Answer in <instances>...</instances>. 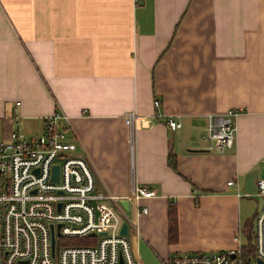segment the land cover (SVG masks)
<instances>
[{
	"label": "crops",
	"instance_id": "obj_1",
	"mask_svg": "<svg viewBox=\"0 0 264 264\" xmlns=\"http://www.w3.org/2000/svg\"><path fill=\"white\" fill-rule=\"evenodd\" d=\"M231 107L245 109L233 146L206 150L207 115ZM54 111L137 264L244 244L264 177V0H0V120L41 132ZM135 186L154 195L135 201Z\"/></svg>",
	"mask_w": 264,
	"mask_h": 264
},
{
	"label": "built area",
	"instance_id": "obj_2",
	"mask_svg": "<svg viewBox=\"0 0 264 264\" xmlns=\"http://www.w3.org/2000/svg\"><path fill=\"white\" fill-rule=\"evenodd\" d=\"M152 104L157 107L159 100ZM244 111L209 113L205 149L228 151L237 135L236 118ZM165 122L170 130L181 127L172 116ZM42 125L39 134L28 136L16 124L0 137V264H137L128 238L119 232L124 219L114 195L98 190L88 161L73 152L68 115L54 111ZM153 195V189L135 186L132 198ZM256 195L261 204L250 241L232 249L182 252L167 264H264V177L257 180ZM136 209V215L147 212L144 205Z\"/></svg>",
	"mask_w": 264,
	"mask_h": 264
},
{
	"label": "rangeland",
	"instance_id": "obj_3",
	"mask_svg": "<svg viewBox=\"0 0 264 264\" xmlns=\"http://www.w3.org/2000/svg\"><path fill=\"white\" fill-rule=\"evenodd\" d=\"M14 121V122H13ZM13 121H11V123H5L3 120H0V137L1 136H4L5 134V130L8 128V129H12L15 127L16 123L18 124L19 126V130L21 132H23L24 134L26 135H35V134H39L40 133V130H35L34 129V126H36V124H33L32 122L30 121H24V120H20V119H13ZM37 127V126H36ZM35 130V131H34ZM253 198L257 199L258 201L260 200L259 198L260 197H257V196H253ZM252 214L251 213L249 216H248V224H247V227L246 229H250V227L252 226L251 225V222H252ZM245 232H247V234H249L248 232L250 231H244V234H242V241L244 243H247L248 241H250L251 239V236H249V238H247V235L245 234Z\"/></svg>",
	"mask_w": 264,
	"mask_h": 264
},
{
	"label": "trees",
	"instance_id": "obj_4",
	"mask_svg": "<svg viewBox=\"0 0 264 264\" xmlns=\"http://www.w3.org/2000/svg\"><path fill=\"white\" fill-rule=\"evenodd\" d=\"M168 164L170 166H173V160L170 158V155L168 157ZM168 230H169V234H174L175 233V211L172 207L169 208L168 210ZM69 243H78V242H82L81 240H71V241H67Z\"/></svg>",
	"mask_w": 264,
	"mask_h": 264
},
{
	"label": "water",
	"instance_id": "obj_5",
	"mask_svg": "<svg viewBox=\"0 0 264 264\" xmlns=\"http://www.w3.org/2000/svg\"><path fill=\"white\" fill-rule=\"evenodd\" d=\"M52 170H53V176H52V178L56 179V177H57V167L54 165L52 167ZM58 206H59V204H58ZM119 232H120V234H123V235H126L127 234V224H126V222H123L121 224V227H120V231Z\"/></svg>",
	"mask_w": 264,
	"mask_h": 264
}]
</instances>
